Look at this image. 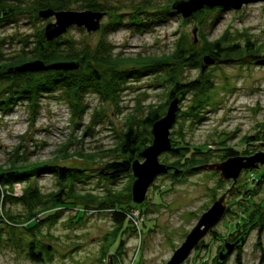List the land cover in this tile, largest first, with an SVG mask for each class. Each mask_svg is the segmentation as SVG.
I'll return each instance as SVG.
<instances>
[{"label":"rangeland","instance_id":"rangeland-1","mask_svg":"<svg viewBox=\"0 0 264 264\" xmlns=\"http://www.w3.org/2000/svg\"><path fill=\"white\" fill-rule=\"evenodd\" d=\"M142 1L114 0L110 3L118 8L111 14L124 16L118 29L110 32L106 39L114 46L113 53L124 60L105 63L88 58V61L99 71L119 67L136 72L140 65L128 62L126 58L137 57L141 62L142 57L147 60L165 57L169 60L166 72L145 75L142 68L143 73L135 74L123 83L117 102L101 101L97 95L87 94L85 101L89 108L81 122L71 116L66 101L54 97L41 99V108L33 122H30L25 103L14 105L9 112L0 114V166L7 165L16 148L26 153L28 162L50 160L65 152V144L68 152H98L99 159L72 155L62 161L69 166L87 168L93 174L78 183L76 190L92 189L94 194L107 192L110 198L114 191L119 194L116 199L126 200L125 194L128 189L131 191L133 177L125 176L111 184L98 176L99 168L105 161L114 159L111 149L118 146L122 132L133 119L142 128L141 121L150 110L163 105L162 116L165 114L169 104L166 102L167 91L172 89L174 81L197 78L211 83L201 90L184 93L169 129L171 142L173 139L177 144L187 142L195 152L192 157L206 155L210 163L222 161L229 147L237 150L246 147L247 152L238 155L263 150L254 143L244 144L249 136L256 139L254 142H264V64L256 62L258 57L264 56V2L248 3L236 10L219 8L204 13L202 18L198 14L189 16L187 21L180 14L171 15L167 21L146 28L148 17L142 5L141 28L132 24L128 14ZM147 2L162 4L164 0ZM110 19V15L103 16L100 29L93 32L71 27L62 38L74 39L77 46L88 45L92 49L102 37V26ZM204 19L205 25L201 27ZM30 32L32 29L19 24L0 29V37L12 34L17 38ZM180 39L189 52L199 55L207 51L208 41L216 39H222L221 47L229 44L238 47L228 55L222 53L221 58L228 57V61L209 64L202 70L200 65H184L174 58L175 46ZM5 46L4 52L8 56L16 54L20 48L18 43ZM170 65L174 69H169ZM194 104H197L195 108L192 107ZM200 150L207 152L199 153ZM169 152H161L158 159L171 165L170 172L154 178L144 201L137 206L142 217L138 231L131 222L135 231L113 223L108 209L94 208L98 203L87 201L90 195L82 199L73 197L75 204L70 202L67 205L72 207H62L58 218L44 221L54 210L41 213L43 222L36 219L38 226H33V234L25 226H31L34 221L27 225L4 222L0 229V264H107L108 254H111L113 264H164L201 213L222 195L226 185H232L231 180H222L219 171L214 169L200 168L195 173H187L186 170L192 167L187 163L173 168L172 162L177 158ZM196 162L188 163L196 165ZM263 170L241 171L234 192L228 194L229 213L226 210L222 219L181 264H217V255L225 242L234 243L241 232H246L243 244L235 247L221 264H264V229L257 244V225L264 222V183L255 188ZM250 173L254 174V179L250 178ZM241 182H244L243 186L239 185ZM24 184L14 186L13 196L22 195ZM30 185L37 186L43 194L58 188L55 178L45 173L33 179ZM246 189L249 191L244 194ZM84 201L90 206L83 205L81 202ZM5 207L12 212H24L23 205L18 202H8ZM32 241L42 244L40 251L44 259L41 262H33L28 257V245Z\"/></svg>","mask_w":264,"mask_h":264},{"label":"trees","instance_id":"trees-1","mask_svg":"<svg viewBox=\"0 0 264 264\" xmlns=\"http://www.w3.org/2000/svg\"><path fill=\"white\" fill-rule=\"evenodd\" d=\"M112 1L114 0H0V29L19 24L32 29V32L21 34L17 38L12 34L0 37V114L9 112L18 103H25L30 113V122H33L41 108V99L44 97H54L57 100L66 101L69 105L71 116L81 122L89 108L85 101L87 94H95L101 101L112 100L117 102L119 93L123 90V83L127 81L126 79L135 77V74H140L142 68H144L143 72L145 75H154L161 71L166 72L165 67H168L167 63L169 60L165 57L150 60L142 57L143 61L141 62L137 61V57L126 58L129 60L128 62L140 65L139 70L135 69L136 72L119 67L99 71L91 61H88V58H91L93 61H104L105 63L118 62L120 59L124 60L118 54L113 53L114 46L106 39L110 32L118 29L124 16L121 13L111 14V11L118 10L115 6L110 5ZM176 1L178 0H164L162 4H159L149 3L147 0H143L138 4V7H135L128 14V19H130L132 24L142 28L143 24L139 16L144 11L141 8L143 5L145 7V16L148 17L145 20V28L151 24L163 23L171 15L179 14L172 8V4ZM219 8L222 7H204L193 13L191 17H196L198 14L202 18L206 13L213 12ZM46 9H52L53 11L90 10L93 12H101L103 16L106 14L110 15L111 19L108 24L102 26V37L96 46L91 49L88 45L77 46L74 39L62 38L65 32L51 40L46 39L44 28L47 23L53 21L52 16L43 18L39 15L42 10ZM148 9L154 10L149 12ZM187 19L185 18L184 20L187 21ZM42 21H46L45 24H37L38 22L42 23ZM204 25L205 19L202 20L200 26L202 27ZM76 28L79 30L84 29L83 27ZM221 40L208 41V44H206L207 51L199 55L196 52H189L180 39L175 46L174 58L184 65L189 63L188 65L194 66L202 65V57L204 55H210L215 60V63L228 61V57L221 58L222 53L228 55L236 51L238 45L229 44L221 47ZM14 43L20 45L17 53L10 56L6 55V52H4L5 45ZM90 55L91 57H89ZM34 60H41L45 64L59 61H74L78 63V66L77 68L69 70L46 69L40 71H15L13 69L15 66ZM169 69L172 70L174 68H171L170 65ZM210 83V81L202 82L198 78L187 81H174L172 83V89L167 91L166 102L168 104L176 96L181 99L184 93L201 90ZM194 106L196 107L197 104L192 105L193 108H195ZM162 107L163 105L150 110L149 114L141 121L142 128H139L138 124H136L138 122L134 119L128 124L127 128L122 132L118 146L115 149H111L115 155L114 159L105 161L97 172L101 179L111 184H114L125 176H131L133 177L132 180H134V176L131 173V163L136 158L142 160L137 155L138 152L152 142L153 136L151 128L153 123L162 116ZM92 118L94 116L91 114ZM255 140L253 136H249L246 142L247 144L244 145L253 144ZM176 141V139H173L172 148L169 152L177 158L172 162L173 168L174 166L179 167L187 163L188 166H192L186 170L187 173H195L200 169L197 167L198 165L210 163L209 157L206 155L201 157L195 156L196 158L193 156V158L192 153L195 152L192 150L193 148L191 149L189 147L187 142L185 144H177L175 143ZM67 146L65 144L64 153L57 154L50 160L34 162H28L25 156L26 153L16 148L10 154L11 158L8 159L7 165L0 166V229L6 221L11 225L25 223L27 225L28 222L34 221L31 226L24 225L25 229L33 234L35 229L33 226H38L37 222L43 219L40 217L41 213L54 210L52 213L47 214L48 217L44 221H49L53 219L52 217L58 218L62 212L60 210L62 207H72L67 205V203L71 204L70 202H73V197L74 199H82V197L85 198L87 197L86 195H90V199H87V201L98 203L95 206L92 205L94 208L100 210L102 208L108 209L113 223L118 226L125 225V227L135 231L129 224L130 220L127 217V212L131 206H139V204L133 203L131 191L128 189L127 194H125L127 196L125 198L126 200L116 199L119 194H116L114 191L111 192L112 198L107 197V192L105 194H94L91 192L92 189L82 190L83 192L77 191L76 186L78 183H83L92 177L93 174L87 168L69 166L62 163V161L72 155L95 160L96 158L99 159V153H85L81 150L68 152L66 149ZM206 152L200 150L199 153ZM246 152V147L243 150L229 147L226 148L225 154L221 159L224 160L230 156L240 153L245 154ZM105 153L106 151L103 152V154ZM193 160L197 161L196 165L188 163L190 161L193 162ZM169 166L171 169V165ZM44 173L52 175L58 184L57 189L46 194L41 193L37 186L31 187L30 185L33 179H36V177ZM17 183H25L20 197L13 196L12 194L14 185ZM241 183L239 185L243 186L244 182ZM262 183H264V170L262 175L257 179V182H255V188H258ZM248 191L249 189H246L243 193L246 194ZM11 201L21 203L24 212H12L6 208L5 204ZM73 203L75 204V202ZM81 203L85 206L89 205L85 201ZM227 212L229 213L228 207ZM263 229L264 222H261L257 225L258 245ZM245 236L246 232H241L238 239L241 237L245 238ZM41 247L42 244L36 243L35 241L29 243L27 254L31 261L41 262L44 259L41 255ZM49 251L47 250V252Z\"/></svg>","mask_w":264,"mask_h":264},{"label":"water","instance_id":"water-1","mask_svg":"<svg viewBox=\"0 0 264 264\" xmlns=\"http://www.w3.org/2000/svg\"><path fill=\"white\" fill-rule=\"evenodd\" d=\"M258 1L264 2V0H178L172 4V8L183 18H188L194 12L204 7H222L236 10L245 4ZM39 15L43 18L53 17V21L47 23L44 28V34L48 40L66 32L71 26L83 27L87 32L96 31L99 29L103 17L101 12L90 10L53 11L52 9H46L42 10ZM194 33L195 30L193 31ZM256 62L264 64V56L258 57ZM212 63H215V60L210 55L203 56L201 69L203 70ZM77 66L78 63L74 61H59L45 64L41 60H34L15 66L13 69L15 71L69 70L77 68ZM179 101L180 98L176 96L169 102L165 114L152 125V142L137 154L142 160L136 158L131 163V173L134 176L131 184V197L135 204H140L144 201L146 191L154 181V178L159 174L167 173L170 169V166L161 163L158 157L161 152L169 151L172 148L169 129L175 121ZM254 144L260 145L263 150H258L250 155H234L220 162L205 163L197 166L199 168L219 171V177L224 181L231 180L232 185L231 187L226 185L222 195L214 200L207 210L201 213L194 226L185 235L184 240L164 264H181L189 256L192 249L222 219L227 210L226 202L228 194L234 192L236 188L235 183L241 171L254 168L264 169V142H254ZM243 240L244 237H241L234 243L225 242L217 255V264H221L235 247L243 244ZM238 243L239 245H237ZM107 258V264H113L111 254H108Z\"/></svg>","mask_w":264,"mask_h":264},{"label":"built area","instance_id":"built-area-1","mask_svg":"<svg viewBox=\"0 0 264 264\" xmlns=\"http://www.w3.org/2000/svg\"><path fill=\"white\" fill-rule=\"evenodd\" d=\"M250 178L254 179V174H251L250 175ZM139 211L140 210H138V207L137 206H133L127 212V217L129 218V220L131 222L130 224H132V226L137 231L139 230V223L142 220V217H140Z\"/></svg>","mask_w":264,"mask_h":264},{"label":"flooded vegetation","instance_id":"flooded-vegetation-1","mask_svg":"<svg viewBox=\"0 0 264 264\" xmlns=\"http://www.w3.org/2000/svg\"><path fill=\"white\" fill-rule=\"evenodd\" d=\"M233 239H230V241H232ZM234 241H235V239H234ZM233 242V241H232ZM237 245H239V243L237 244ZM239 246H237L236 248H238Z\"/></svg>","mask_w":264,"mask_h":264},{"label":"bare ground","instance_id":"bare-ground-1","mask_svg":"<svg viewBox=\"0 0 264 264\" xmlns=\"http://www.w3.org/2000/svg\"><path fill=\"white\" fill-rule=\"evenodd\" d=\"M238 180V179H237Z\"/></svg>","mask_w":264,"mask_h":264}]
</instances>
